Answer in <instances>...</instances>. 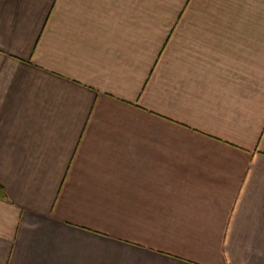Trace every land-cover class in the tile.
I'll list each match as a JSON object with an SVG mask.
<instances>
[{"label":"crops","instance_id":"obj_1","mask_svg":"<svg viewBox=\"0 0 264 264\" xmlns=\"http://www.w3.org/2000/svg\"><path fill=\"white\" fill-rule=\"evenodd\" d=\"M0 264H264V0H0Z\"/></svg>","mask_w":264,"mask_h":264},{"label":"trees","instance_id":"obj_2","mask_svg":"<svg viewBox=\"0 0 264 264\" xmlns=\"http://www.w3.org/2000/svg\"><path fill=\"white\" fill-rule=\"evenodd\" d=\"M0 196H2V197H4L5 195H4V190H3V188L0 186Z\"/></svg>","mask_w":264,"mask_h":264}]
</instances>
